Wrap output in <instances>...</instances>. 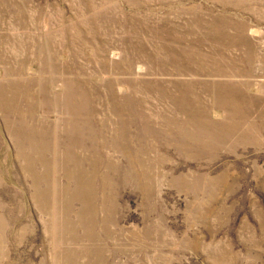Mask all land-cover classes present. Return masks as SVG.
Returning <instances> with one entry per match:
<instances>
[{"label": "rangeland", "instance_id": "obj_1", "mask_svg": "<svg viewBox=\"0 0 264 264\" xmlns=\"http://www.w3.org/2000/svg\"><path fill=\"white\" fill-rule=\"evenodd\" d=\"M0 264H264V0H0Z\"/></svg>", "mask_w": 264, "mask_h": 264}]
</instances>
